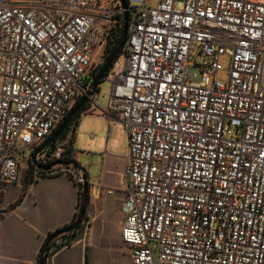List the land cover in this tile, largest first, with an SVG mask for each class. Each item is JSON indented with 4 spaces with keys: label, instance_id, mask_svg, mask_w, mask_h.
<instances>
[{
    "label": "built area",
    "instance_id": "2783aa9c",
    "mask_svg": "<svg viewBox=\"0 0 264 264\" xmlns=\"http://www.w3.org/2000/svg\"><path fill=\"white\" fill-rule=\"evenodd\" d=\"M148 1L0 0V188L87 92L127 12L102 114L127 133L131 264H264V1ZM65 153L48 146L35 176Z\"/></svg>",
    "mask_w": 264,
    "mask_h": 264
},
{
    "label": "crops",
    "instance_id": "0c3cea01",
    "mask_svg": "<svg viewBox=\"0 0 264 264\" xmlns=\"http://www.w3.org/2000/svg\"><path fill=\"white\" fill-rule=\"evenodd\" d=\"M104 107L105 105L97 104V99L95 105L87 102L86 108L72 125L74 131L70 155L77 162L74 147L81 127L93 119H99L101 122L106 121L108 124L106 163L101 169L97 186H91L87 182L89 185L88 218L83 220L74 233L55 241L45 256L44 264H123L109 249L103 247L101 238L97 239L96 243L94 242V237L96 235L100 237V232L104 231L105 222L110 216L118 196L125 189L124 169L128 161L127 133L125 131L126 151L119 154L113 150V144L109 140L114 126L110 127L109 121L103 116ZM88 128H90L89 125ZM89 138L93 139L94 135L91 133ZM79 168L80 174H85L84 169L80 166ZM14 190V196L11 197V200H7V194ZM23 191L25 194L22 200L14 208H11ZM78 200L79 184L67 171L55 175L34 176L32 181L27 182L24 179L21 180L20 176L18 183L0 188V224L8 215L18 212L20 207L27 202H30L36 211L31 218L21 217L18 220L19 232L12 228L0 231V264H38L37 256L44 240L49 233L73 222L78 211ZM85 222L86 226L84 227ZM121 222L122 220L119 222L120 226ZM65 241L68 242L67 246L62 244ZM127 253L129 255L128 249ZM126 264H131L130 255Z\"/></svg>",
    "mask_w": 264,
    "mask_h": 264
},
{
    "label": "rangeland",
    "instance_id": "374dc122",
    "mask_svg": "<svg viewBox=\"0 0 264 264\" xmlns=\"http://www.w3.org/2000/svg\"><path fill=\"white\" fill-rule=\"evenodd\" d=\"M159 0H149L148 6L154 7ZM264 1V0H260ZM112 49L107 50L105 49L102 56L98 57L96 61L93 64L92 69L90 70V76L87 81H92L94 76L97 74L99 69L101 68V65L103 64L105 58L110 54ZM124 64V60L121 56L117 58L116 63L112 66L111 73H116L121 70L122 66ZM219 64L222 66V70L217 72L215 74V79L220 81H225L227 79V73L225 69L228 66V58L221 57L219 59ZM190 78L193 81H198L201 78V74L199 71L193 69L189 73ZM262 84L264 85V65H263V73H262ZM111 83L103 79L101 83L98 85L97 92L98 98H97V104L100 106L106 105L107 97L110 92ZM81 97V96H80ZM79 97V98H80ZM78 98V99H79ZM77 99V100H78ZM74 106V104H73ZM88 125L90 128H88ZM108 130V124L106 121L101 122L99 119H93L90 120L89 123H87L85 126L81 127L79 130V133L77 134L76 140H75V159L78 166L82 167L85 171L87 182L91 186H97L99 175L101 172V169L103 168V165L106 163V157L105 153L108 151L106 146V133ZM73 126H70L69 130L66 132L64 137L57 139L54 144L55 146H63L66 149V153L63 157L62 162H72L73 160L71 158V155L69 154V151L72 148V140H73ZM94 135L93 139L89 138L90 134ZM110 142L113 144V150L117 151L119 154H123L126 151V137H125V130L120 127L119 125H116L111 130V135L109 137ZM24 156L29 155V148H25L24 150ZM74 161V160H73ZM20 176L21 180L24 179L25 182H27L29 179L33 178L35 176V166H33L30 161H23L21 163L20 167ZM67 171L69 174L75 178V180L78 182V184H82L81 174L79 169L73 165L70 164L69 166H59L53 170L52 175L58 174L60 172ZM14 191H11L7 194L6 199L11 200V197L14 196ZM123 193H120L118 196V199L115 202V205L112 212L110 213V216L105 222L104 231L102 230L101 236L97 237L96 235L94 237V242L96 243L101 238V242L104 248L109 249L110 252L119 258L123 264H126V260L129 257L127 253V247L124 245L121 241L120 235H119V222L123 218L124 214V206H123ZM36 213L35 207L30 204V202L25 203L20 207V210L16 213H13L11 215H8L6 219L0 224V231L2 230H10L11 228L15 231H18L20 229V225H18V220L21 219V217H28L31 218ZM87 217V207H86V213L84 216V219ZM83 222V221H82ZM86 226V222L84 223V227ZM19 232V231H18ZM13 239V238H12ZM97 240V241H96Z\"/></svg>",
    "mask_w": 264,
    "mask_h": 264
},
{
    "label": "water",
    "instance_id": "95a60500",
    "mask_svg": "<svg viewBox=\"0 0 264 264\" xmlns=\"http://www.w3.org/2000/svg\"><path fill=\"white\" fill-rule=\"evenodd\" d=\"M120 5L123 9L127 8V4L125 0H119ZM127 12H124L123 14V26L119 35L118 39V44L112 49L110 54L105 58L103 64L101 65V68L97 72V74L94 76V78L91 81L90 87L87 90V92L82 95L79 98V101L72 106V108L69 110L68 114L66 117L62 120V122L57 126V128L52 132V134L39 146L37 147L30 155V163L35 166L36 168L42 170V171H49L53 165H48V166H41L38 164L36 160V156L40 154L42 151H44L48 146L53 144L64 132L65 128L69 125V123L72 121L74 116L80 112L81 108L89 101V97L96 92V89L98 85L101 83V81L104 79V76L106 73L109 71V69L112 66V63L116 59V57L120 53V49L123 46L125 36H126V29H127ZM63 166H69L70 164L75 165L79 170V166L75 161L72 162H59ZM55 165V164H54ZM81 179H82V189L83 193L86 194L87 191L89 190V185L87 183V178L85 174H81ZM82 196L81 198V203L78 208L77 214L73 222L66 227H63L59 230L53 231L50 235L47 236L45 239L44 243L42 244L40 254L38 257V264H44L45 263V256L46 252L53 240H56L62 235L72 233L73 231H76L78 227L82 224V221L84 220V216L86 213V207H87V202L85 199V196Z\"/></svg>",
    "mask_w": 264,
    "mask_h": 264
},
{
    "label": "trees",
    "instance_id": "16d2710c",
    "mask_svg": "<svg viewBox=\"0 0 264 264\" xmlns=\"http://www.w3.org/2000/svg\"><path fill=\"white\" fill-rule=\"evenodd\" d=\"M125 1H126V4H128V1H129V0H125ZM120 32H121V30H119V33H118L117 38H115L114 41L111 42V43L107 46V48H106L107 50L113 49V48L118 44V39H119ZM117 58H118V56L116 57V59H115L114 62L112 63V66L116 63ZM112 66H111V67H112ZM104 77H105V76H104ZM88 83H90V81H88ZM97 88H98V87H97ZM96 92H97V89H96ZM78 101H79V99L75 101L74 105H75ZM86 106H87V103L81 108L80 112H78V113L74 116V118L72 119V121H71V122L69 123V125L65 128L64 132L61 134V136H60L59 138L64 137V135L66 134V132L69 130L70 126L73 125L74 120H75V119L79 116V114H80V113L86 108ZM59 138H58V139H59ZM71 151H72V148H71V150L69 151V154H70ZM71 161H73V160H71ZM32 179H33V178L29 179L28 181H32ZM88 192H89V191H87V193L84 194V193H83V189H82V185L79 184V200H78V208H79V206H80L81 198H82L83 194H84L85 199H86V202H87V204H88V198H89V196H88ZM24 194H25V192L23 191L22 194H21V196L19 197V199H18V200H17V201L11 206V208H14V207H15V206H16V205L22 200ZM75 217H76V215H75ZM74 219H75V218H74ZM64 227H66V226H64ZM79 227H80V226H79ZM79 227H78V228H79ZM74 232H75V231H73L72 233H74ZM72 233L62 235V236H60L59 238H61V237H65V236H67V235L69 236V235H71ZM50 234H51V233H49L48 235H50ZM57 239H58V238H57ZM57 239H56V240H57ZM56 240H53V241L51 242V244H50V246H49V248H48V250H47V252H46V255H47V253H48L50 247H51L52 245H54V243H55ZM44 241H45V240H44ZM43 243H44V242H43ZM41 247H42V246H41ZM40 250H41V249H40ZM39 254H40V251H39L38 256H37V262H38Z\"/></svg>",
    "mask_w": 264,
    "mask_h": 264
}]
</instances>
